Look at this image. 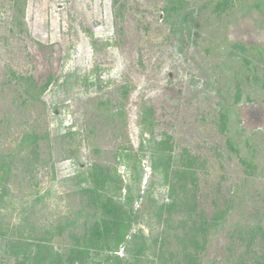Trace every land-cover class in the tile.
I'll return each instance as SVG.
<instances>
[{
  "label": "rangeland",
  "instance_id": "rangeland-1",
  "mask_svg": "<svg viewBox=\"0 0 264 264\" xmlns=\"http://www.w3.org/2000/svg\"><path fill=\"white\" fill-rule=\"evenodd\" d=\"M22 261L264 264V0H0Z\"/></svg>",
  "mask_w": 264,
  "mask_h": 264
},
{
  "label": "trees",
  "instance_id": "trees-1",
  "mask_svg": "<svg viewBox=\"0 0 264 264\" xmlns=\"http://www.w3.org/2000/svg\"><path fill=\"white\" fill-rule=\"evenodd\" d=\"M96 176H98V174L96 173ZM104 207H106V205H103ZM101 235H103L101 232H98V238H102V236ZM18 264H25V262L24 261H22V262H19Z\"/></svg>",
  "mask_w": 264,
  "mask_h": 264
}]
</instances>
